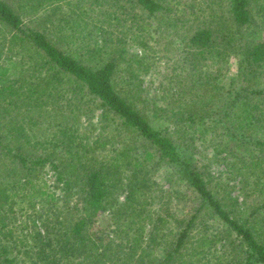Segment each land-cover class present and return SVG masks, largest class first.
<instances>
[{"label": "trees", "instance_id": "1", "mask_svg": "<svg viewBox=\"0 0 264 264\" xmlns=\"http://www.w3.org/2000/svg\"><path fill=\"white\" fill-rule=\"evenodd\" d=\"M182 2L0 0V264H198L217 240L224 264H264V0ZM161 163L188 216L178 189L139 192Z\"/></svg>", "mask_w": 264, "mask_h": 264}, {"label": "rangeland", "instance_id": "2", "mask_svg": "<svg viewBox=\"0 0 264 264\" xmlns=\"http://www.w3.org/2000/svg\"><path fill=\"white\" fill-rule=\"evenodd\" d=\"M172 7L174 9V12L176 10H178L179 7L183 6V2L182 1H186V0H170ZM158 21V20H157ZM156 24V19L151 18V28L152 31H154V27ZM169 38V35L166 36V38L164 39V41H162V43L158 44L155 46V48H159V51L163 50V45L164 42H166V40ZM173 44H169V47H172ZM131 50L134 52H141V47L140 45H131ZM213 62L212 60H208V63ZM236 73V62L234 61V59L232 57L230 58H226V60L223 62L222 65V78L220 79V82L224 85H227L230 80L231 77L234 76ZM142 77H143V82L145 84H147L151 79L152 76L149 72H143L142 73ZM155 83H153L152 86H154ZM95 116L92 119L93 124H89V128L92 130V132L96 133L98 131V126H99V121H98V114H99V109H97L95 111ZM78 122H82V123H86L85 117L84 115H81L78 119ZM88 132V131H86ZM89 133V132H88ZM209 133L206 132L203 134V137H207L206 135H208ZM197 135V134H196ZM196 145L198 146V150L199 153H196L195 156L197 158H200L201 160L205 161L210 155L213 154V149L211 148V146L207 145V141L205 139H200V138H196L195 140ZM209 169L211 170L212 173L216 174L217 172L221 171L222 169H224V165L221 162L215 163V162H211L209 164ZM167 169H166V164L165 163H161L158 166L152 168L150 170V177L149 179L146 180V182L142 185L139 186V192L142 194V196H144V198H146L147 200H149L150 202H152V206L155 207L157 206V199H155V196L158 194V189L160 187H164L165 189H168L173 187L174 189H178L179 191L177 192V195H179V197L175 198L176 194L173 193L171 196V199L168 202V208L169 210H172V212L178 217L181 218L183 216H188L191 212H193L194 210V206H195V202H197V197L194 191H192L191 189H185L184 186L179 183L178 185H174V186H169V182L166 181V174H167ZM42 176L44 177V179L47 181V183L49 184V186L52 188L53 185V181H54V175L52 170L46 166L45 168L42 169ZM173 177H175V175H173ZM222 179H224V176L222 177ZM231 181H235L238 182V177L232 179ZM239 186V183H238ZM238 190V189H237ZM236 190V191H237ZM57 193H59V190L56 189ZM172 192V191H171ZM40 205V203H39ZM48 205L47 203L45 204V206ZM16 206H20V204H16ZM24 212V210H18L17 214L18 219H24V214L22 213ZM107 213L104 212L103 214L99 215V226L100 224L103 225L102 223V217L105 216V219L107 220ZM37 223L39 224L40 221L37 220ZM218 228H220V223L218 222V220L215 219H201V218H197L195 221V225L193 228V233L196 234V232H202L206 229H208V234H212L213 232H215ZM264 227L260 230L259 234L260 235H264ZM263 237V236H262ZM211 243V242H210ZM224 241L223 240H217L215 241L210 247H207L211 252H206V254H204V258H201L200 262L203 261L204 259L206 260L207 258L209 259V261L207 263H198V264H211L212 262H215L216 264H224L223 262H221V258L223 260L226 259L225 253L227 252V254L229 256L232 255V253L230 252L229 247H226L225 245H223ZM208 244V243H207ZM205 250V248H204ZM235 254H237L236 252H234Z\"/></svg>", "mask_w": 264, "mask_h": 264}]
</instances>
